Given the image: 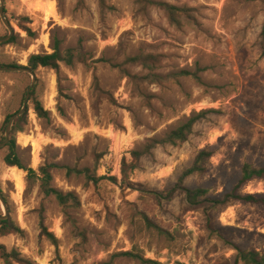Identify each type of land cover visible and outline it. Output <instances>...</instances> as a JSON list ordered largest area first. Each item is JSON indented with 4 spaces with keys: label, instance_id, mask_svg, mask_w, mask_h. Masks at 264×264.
I'll return each mask as SVG.
<instances>
[{
    "label": "rangeland",
    "instance_id": "1",
    "mask_svg": "<svg viewBox=\"0 0 264 264\" xmlns=\"http://www.w3.org/2000/svg\"><path fill=\"white\" fill-rule=\"evenodd\" d=\"M156 1L187 13L173 24L134 0H107L105 12L98 0L82 8L77 0H0L12 28L0 13V39L9 37L0 67L27 68L56 43L62 51L81 46L86 59L62 63L59 73L38 68L35 84L29 73L0 71V142L34 84L17 145L36 176L8 167L0 147V213L22 230L0 239L9 251L36 264H143L125 252L161 264H236L239 249L264 254V204L208 202L231 192L245 165L264 167V0ZM198 70L200 82L175 76ZM35 100L48 119L37 116ZM201 112L186 142L132 158ZM202 150L213 153L206 172L185 175ZM52 164V186L76 198L67 206L41 192L40 168ZM179 185L206 198L191 205L181 190L156 195ZM242 192L264 198V178ZM42 219L58 247L41 236Z\"/></svg>",
    "mask_w": 264,
    "mask_h": 264
},
{
    "label": "trees",
    "instance_id": "2",
    "mask_svg": "<svg viewBox=\"0 0 264 264\" xmlns=\"http://www.w3.org/2000/svg\"><path fill=\"white\" fill-rule=\"evenodd\" d=\"M78 6L83 7L84 6V0H77ZM99 5L103 12L111 9L108 4L107 0H98ZM135 4L139 7V9L142 12H145L149 7H157L161 10H163L167 16L169 17V20L173 24H180V17L183 15H186L187 10L184 8L177 7L175 5L162 2V1H156V0H134ZM20 27L26 31L29 35H33V32L30 28L24 27L20 25ZM261 48L264 55V26L261 32ZM143 60L144 62L147 61L142 57H136L132 58L131 62H139ZM86 63L85 56L82 53L81 46L77 48H70L65 51H62L60 49L59 43H56L54 47V51L51 54H37L32 55L28 61V66L31 71L36 72L38 68H49L57 73L60 71L61 64L64 63L67 66H73L75 63ZM201 70H198L196 73H191L189 71H181L175 76H192L195 80L201 81L199 77V72ZM95 86L96 90L101 92L98 79H95ZM34 95V94H33ZM32 95V96H33ZM28 109L25 113H23L21 116L17 117L12 125L11 130V136L8 144L6 147L8 148V154L5 157V164L8 167H17L20 170H24L28 172L29 177L36 176V172L31 168H26L22 160L19 157L18 154V145H17V134L22 133L25 131V127L28 123ZM34 111L37 114L39 118L42 119H48L49 118V112L45 110L44 106L40 101L35 100L34 102ZM206 112H201L197 116L192 117L188 119L186 123L181 125L180 127L176 128L175 130H172L170 133L167 134V136L162 140H156L152 139L150 140L145 147V150L143 152H133L132 158L136 161H139L144 155L150 154L153 149H155L159 145L163 144H172L175 145L177 143H183L186 142L189 138V136L193 133V128L195 124L205 116ZM15 115V114H14ZM13 116V115H12ZM8 117L5 122V127L9 124V121L11 117ZM6 140V137L4 136L0 143L4 142ZM213 156V153L207 150H202L199 152V154L195 158V162L193 166L185 173V175H191L194 173L203 174L206 172V162ZM126 164V159L123 161ZM57 167V165H46L40 168V189L41 192L45 195V197H55L57 201L62 206H67L70 200H76L75 196L71 193L64 194L63 192L55 189L52 186L53 176L52 171ZM67 168V167H66ZM68 174H71L73 172L76 173H88L89 170H73L70 168H67ZM264 178V167L263 168H255L251 165H245L242 170V176L236 186L232 189L231 192L225 194L222 199L218 200H208L211 204V208L216 207H228L231 204L235 202H245L249 204H264V198H259L256 195L253 194H244L242 192L243 188L247 186L250 182L254 180H262ZM92 180L95 182H98V178L93 177ZM111 180H117L114 177H111ZM177 190H181L185 193L186 199L191 205H197L200 204L199 199L206 198L207 191L203 189H197V190H190L184 188L182 185H179L172 191L168 193V195H163L157 193V197L166 196L163 198H171L174 193ZM6 202V200H5ZM0 212H1V205H0ZM3 215L0 213V239L2 237L11 235V234H22V230L16 223L11 219V217L8 218H2ZM149 224H152L149 222ZM41 228V236L45 238L47 241H49L53 246L58 247L59 241L57 237L51 233L47 226L45 225L44 220H41L40 223ZM163 232V231H162ZM120 255L132 257L135 259H138L143 264H161L157 261L144 259L140 257L139 255H136L131 252H125L121 253ZM0 261H2L3 264H36L34 261H32L29 258L24 257L18 250L12 249L8 250L3 244L0 243ZM236 264H264V254H261L257 251H245V250H238L236 255Z\"/></svg>",
    "mask_w": 264,
    "mask_h": 264
},
{
    "label": "water",
    "instance_id": "3",
    "mask_svg": "<svg viewBox=\"0 0 264 264\" xmlns=\"http://www.w3.org/2000/svg\"><path fill=\"white\" fill-rule=\"evenodd\" d=\"M3 5L4 4H2V8L0 10L2 20L5 23V25L12 31L11 25H10L9 21L6 19L5 10H4ZM8 40H9V37L2 38V39H0V43L7 42ZM0 71L1 72H26V73H29L30 75L33 76V78H34L33 83L34 84L37 82V79L35 77V73L26 67H0ZM34 84L30 87V89L28 91V94H27L26 99H25V105H24L23 109L20 112L13 115L11 120L9 121V124L7 126V129H6V136H5L6 140L4 142L0 143V147H5L8 144V142L10 140L12 125H13L14 120L17 117L21 116L27 110V104L29 102L31 91L34 87ZM0 200L3 201V203H5V201L1 195V192H0ZM2 218H5V217H2Z\"/></svg>",
    "mask_w": 264,
    "mask_h": 264
}]
</instances>
